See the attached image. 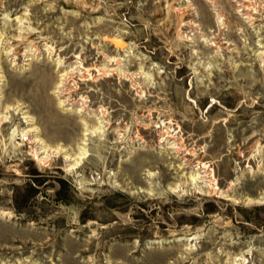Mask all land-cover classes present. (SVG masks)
I'll return each instance as SVG.
<instances>
[{"label": "rangeland", "instance_id": "374dc122", "mask_svg": "<svg viewBox=\"0 0 264 264\" xmlns=\"http://www.w3.org/2000/svg\"><path fill=\"white\" fill-rule=\"evenodd\" d=\"M0 264H264V0H0Z\"/></svg>", "mask_w": 264, "mask_h": 264}, {"label": "bare ground", "instance_id": "6f19581e", "mask_svg": "<svg viewBox=\"0 0 264 264\" xmlns=\"http://www.w3.org/2000/svg\"><path fill=\"white\" fill-rule=\"evenodd\" d=\"M121 39V38H120ZM122 40H120V41H118L117 39H114L113 40V42L117 45V46H119V47H124L125 46V44L123 43V42H121ZM126 47V46H125ZM30 54V58H31V55H35L33 52H31V53H29ZM29 57V56H28ZM65 71V70H64ZM67 73V72H66ZM66 73L64 72V73H61V75H65L66 76ZM62 88V82H60L59 84H58V86L56 87V92H61V89ZM60 96V95H59ZM60 104L61 105H67L68 106V104H67V100H64V99H61L60 98ZM69 108H71V107H69ZM12 109H14V108H12ZM80 111H83L82 109L80 110ZM3 118H4V116H3ZM5 118H8V116H5ZM24 118H26V119H28V121L29 122H31V121H33V119H32V117H30L29 115L28 116H25ZM3 121V120H2ZM29 124H31V123H29ZM38 128L36 127L35 129H30V130H28V132H32V131H34V130H37ZM88 130H90V129H88ZM91 131V130H90ZM27 131L26 132H24L23 133V136H24V139H27L28 138V135H29V133H28ZM91 133H92V131H91ZM164 140V139H163ZM40 144H42V147L41 148H38L37 150H36V157L38 158V159H40V161L41 160H43V159H46V158H48L49 157V149H48V146L45 144V142L43 141V140H41V139H38L37 140ZM176 145V144H175ZM174 147V146H173ZM81 149V151L82 152H80V155L77 157V158H75V159H73L72 158V156H68V155H66V159L67 160H71V161H74V162H76V164L75 165H78V164H80V162L82 161V159H84V158H86V156H87V151H86V148L83 146V147H80ZM177 148V147H176ZM52 149V148H51ZM64 148H61V147H58V148H56V149H54V151H58V150H63ZM75 165L74 166H72L71 168H74L75 167ZM204 168V167H203ZM194 171H199V166L195 169L194 168ZM201 172H205V173H207V171L206 170H200L199 171V173H196L197 174V176H199V177H205V176H208L207 174L206 175H204V176H202V175H200L201 174ZM206 180V179H205ZM204 182V181H203ZM206 185L207 186H209V183H208V181H206ZM216 188H218L219 190H220V188L217 186ZM222 190V189H221ZM222 193V192H221ZM226 196V195H225Z\"/></svg>", "mask_w": 264, "mask_h": 264}]
</instances>
